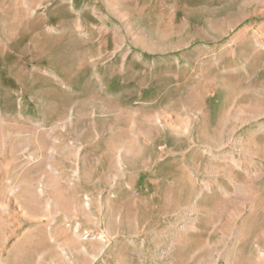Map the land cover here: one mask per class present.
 <instances>
[{
    "label": "rangeland",
    "instance_id": "obj_1",
    "mask_svg": "<svg viewBox=\"0 0 264 264\" xmlns=\"http://www.w3.org/2000/svg\"><path fill=\"white\" fill-rule=\"evenodd\" d=\"M0 264H264V0H0Z\"/></svg>",
    "mask_w": 264,
    "mask_h": 264
}]
</instances>
